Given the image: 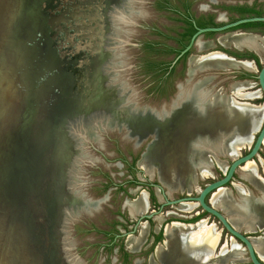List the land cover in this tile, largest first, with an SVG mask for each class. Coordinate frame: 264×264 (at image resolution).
<instances>
[{"label": "water", "instance_id": "obj_1", "mask_svg": "<svg viewBox=\"0 0 264 264\" xmlns=\"http://www.w3.org/2000/svg\"><path fill=\"white\" fill-rule=\"evenodd\" d=\"M13 1L0 0V85L9 86L12 92L11 99L0 104V162L8 163L14 176L8 204L0 210V264H68L62 249L60 217L70 195L65 185L69 141H72L69 132L73 133L75 123L86 119L99 106L93 99L100 98L104 89L103 67L108 64V59H102L106 56L103 49L106 24L113 12L112 4L118 1L27 0L20 9V20L7 35L11 19L8 9ZM249 22H264V15L245 16L218 26L196 27L176 59L195 46L201 34L219 33ZM13 34L20 35L22 40L14 42L10 37ZM25 67L23 90L19 82ZM256 77L264 95V63ZM106 128V134L118 135L134 151L151 137L141 142L127 137V129L109 124ZM263 140L264 118L248 150L233 157L221 153L231 159L224 173L206 183L196 195L168 199L165 185H156L164 198L160 209L167 204L196 203L245 247L250 264H264L252 237L233 226L226 213L212 205L207 196L226 186L242 165L253 160ZM93 146L107 157L104 149ZM31 151H35V156L27 158ZM99 158L105 162L101 155ZM157 212L141 214L136 226L141 219ZM80 219L71 221L66 232L69 240L74 234V223Z\"/></svg>", "mask_w": 264, "mask_h": 264}, {"label": "rangeland", "instance_id": "obj_2", "mask_svg": "<svg viewBox=\"0 0 264 264\" xmlns=\"http://www.w3.org/2000/svg\"><path fill=\"white\" fill-rule=\"evenodd\" d=\"M26 1L27 0H14L13 2H10L11 5L8 10L9 17L11 19L9 22L10 29L8 33H6L7 35L11 34V27L20 20V9L23 4H26ZM168 1L170 2L171 6L174 5L175 7L180 8L184 0ZM188 1L190 2L193 13H196L199 16H204L203 14H205V16L207 15L209 18L216 20L218 24L234 17L233 13L227 14V12H230L225 8L229 5L225 6L224 4H247V2H252L251 0H212L213 2H210L209 0ZM116 2L117 3H115L114 1L115 4H112L113 12L111 11L109 14L110 25L106 29L107 32L104 37L105 41L103 49L106 51V56H103L102 59H108V64L105 68L103 67L104 89H102L101 96H104V94L107 93L109 89L112 88L115 90V87L117 88L119 85L122 86L124 84L123 87H127L129 90L135 92V98L136 100L138 99L137 102L139 105L147 106L148 104H156L160 106L164 105V103H169L170 97H172V100L177 96V93L180 90V86L186 85L193 78H203L210 71V73H213L211 74L212 81L211 83L208 82L207 84H205V89L208 90L207 87H209L211 88V92H215L217 89V82L220 78L218 70H214L213 68H205L203 69L204 71L197 72V74L190 76L187 73L190 60L194 57V55H204L207 54V51L221 50V45L219 44L218 38L220 36L227 35L228 33H246L252 35H260L258 33H254L244 29L227 31L226 33L202 34L197 38L195 47H192L189 50V55L182 58L176 63L174 72L167 78H160L162 72L149 70L144 67V64L147 62V60H153L154 57L161 59L164 56L163 59L171 60L173 55L167 54V56H165L160 52L150 53L143 50V43L144 41L158 40L172 43L173 40L170 38L168 39L167 37L171 35L176 37V34L182 32L183 23L180 17L178 16V14H175L170 10H162L157 8L155 6L156 0H116ZM254 5H256L258 9L264 11V1L256 2L254 3ZM223 10H225L223 12L224 14L219 12ZM26 26H28V24ZM10 37L14 42L22 40L20 35L13 34V36L11 35ZM263 37L264 36L261 35V39L258 40V42L261 43L262 50L264 46ZM33 41L35 40H32L31 42ZM197 42L207 43L208 46L199 49ZM33 45L35 46V44H31V47H33ZM260 57V63H264V54ZM20 67L23 68L24 65L20 63ZM24 72H26V67L25 70L23 69V73L20 75L19 82V87L23 90ZM251 81L254 80L251 79ZM175 83L177 84V89L174 87ZM249 85H253V87L248 89V91H256L254 92V94L257 96L256 100H240L237 97H233V99L237 102H247L254 105L263 104L264 106V97L261 95L256 81L250 83ZM8 87L5 88L3 84L0 85V101H2L3 99L4 101L5 99H11L12 92H10V88L8 89ZM114 92L116 93V90ZM242 93H244V95H241V97L248 95V97H250L251 95L249 93L245 94L244 89L242 90ZM205 95L208 99V94ZM98 99L99 98H97L95 101L97 102ZM162 100H166L167 102H162ZM20 101L21 100H19V102ZM100 101H102V99ZM118 104L126 107V104H124V102H119ZM1 105H3V103H1ZM105 112L106 113H103L99 110H94L92 114L86 116V119L84 118L83 121L77 122L84 124V126L86 127L85 131H83V127L81 126V131H76V135H74L73 133L70 134L71 132H69L70 138L72 139V137L75 136L82 144V148L84 149L83 157L81 159L77 158V169L75 170L73 183H70L71 189L72 191L81 193L84 197H86V199H90L91 201L95 202L96 207H93V211L81 207L82 209L80 211H77L75 216L70 219L67 230H69L72 220H78V218H81L73 225L74 234L72 235V237H70L71 240L69 251H65L66 261L70 264H162L161 259H159V257H157L155 253V248L146 246L147 242H145L144 245H141L135 251L130 250L129 247H126V241L129 237L138 236L140 226L133 234H130L124 238H120V240L116 239L115 245H105L109 242L110 238L105 235L104 230H110L119 233L130 230L132 228L131 220H134L135 217L131 216L128 211L125 210V207L123 205L125 204L126 206V204L131 201L129 199L138 197L143 190L148 193L152 191L154 195L153 200H155V202L153 203L149 201L146 210L157 209V206L159 205L158 202L163 201V197L160 194L158 188H152L151 186L145 185L141 186L127 184L122 186V188L125 189V191H123L121 188H117L115 184H119L120 182L123 183L125 182V180H131L133 178L142 180L145 183L146 181L143 178L148 177L150 178L151 182H158L159 184H162L163 186L165 185L167 187L166 188L164 186L168 198H175L183 195H196L200 188H202L206 183L222 176L231 159H229L226 155L221 154L222 152L218 153L219 158H217V153H215L214 151H209L207 154V158L210 161V167L208 168V170L205 173H200L199 169H196L195 173L197 174V177L193 185L189 188L187 187L182 189H172L171 191H169V186L159 180L157 170L153 171L152 174H149L145 172L144 168L139 165V160L143 155L142 153L146 151V146L149 142H151L152 137L148 138L147 140L144 139L145 143H143L140 148L134 151L130 144L121 140L118 135L106 134L105 131H108V129H106L107 124H109L111 127L117 125H115V123L109 119L108 114H112V111L106 110ZM99 122L101 125L99 124ZM117 127V129H119V127L124 128L122 126ZM256 130L257 129H253L251 131V140L255 136ZM90 141L92 142V144L89 143ZM93 144L98 148H102V150L104 149L105 153L108 154L107 157L96 151ZM250 144L251 141L247 144L240 145L239 148L235 149V152L231 151V153L228 151L226 152V154H229L230 157L239 156L248 150ZM68 153L69 157L71 158L73 153L71 152L70 147L68 149ZM29 155L33 158L35 156V151H31V154L28 152L27 158H29ZM100 155L106 163L99 158ZM122 159H126L128 163L125 164L124 162H122ZM132 160L134 169L130 170L129 165ZM251 161L253 162V165H255L259 179L264 181V144L259 149L258 154ZM245 164L237 170L231 181L223 187L224 189L219 188L215 190L207 196V200L210 201L214 196V193L219 190L230 192L231 195L233 197H236L237 200L242 196L247 198L248 200L250 198L252 207L255 206L254 208H257L254 213L251 212V210L245 211L247 212V214L242 217L235 216L233 214L234 211L230 210L229 208L223 206L216 207L224 209L222 210L226 213L229 221L233 226H235L233 221L238 220L237 222L239 224L241 223V226L238 228H240L241 232H243L245 235L252 237V239L257 238L259 240H264V190H261L255 183L247 181L241 176L240 171L245 166ZM68 171L69 169L66 168V186L68 184ZM13 180L14 176L10 173L9 164L0 162V210L4 209L8 204L9 191L11 189ZM127 189H130L132 191V194H129ZM240 189L243 190V193L250 192V195L241 194L242 192H240ZM127 197L129 199H126ZM192 203L193 202H191V205H193ZM234 203L237 205L238 201L234 200ZM187 204L189 205V202L166 205L162 208V211L158 215L154 216L151 221L145 222L147 223L148 227L149 224L152 227H156L158 224H160V222L158 221V217L161 218V222L164 219L165 221L173 220L172 222H181L185 219L181 217L182 215H193V218L200 215L201 217L198 220L204 221V226L213 228L214 231L218 233V241L213 248L212 253L210 254V258L215 259V261H219V259L223 258V256H235L237 252H239L240 259L227 260L225 262L221 261V263L250 264V262L247 261L246 258L247 254L245 247L239 241L235 240L226 230H224L222 228V225L214 217L210 216L208 213H204V211H202L196 203H194L192 209L186 210V208H184L183 206ZM260 205L263 206L262 209H258V206ZM228 211H231L232 213ZM98 212H100L99 215L97 216V218H94ZM198 220H196L195 222H197ZM246 223H248L249 226ZM251 225H253L252 228H250ZM67 234L68 233H66V235ZM160 240V244H163L165 237L161 236ZM72 242L73 245L71 244ZM255 250L260 254L259 249L256 248Z\"/></svg>", "mask_w": 264, "mask_h": 264}, {"label": "bare ground", "instance_id": "obj_3", "mask_svg": "<svg viewBox=\"0 0 264 264\" xmlns=\"http://www.w3.org/2000/svg\"><path fill=\"white\" fill-rule=\"evenodd\" d=\"M109 25L108 18L106 29ZM218 41L226 45L234 44L237 47L262 50L261 43H258L256 37L251 35L228 33L225 36H220ZM197 45L199 49L208 46L207 43L201 42H197ZM223 53L219 51L198 56L194 55L189 62L187 73L193 76L197 72L204 71L205 68L215 70L238 65L251 66L248 61L236 62ZM210 72L203 78H193L186 85L180 86L177 96L169 103H164V105H139L138 99L135 98V92L123 87L124 84L122 83V86L115 87L116 93L111 88L104 96H101L102 101H100V98L97 100L99 103V106L96 107L97 110L94 108L95 111L99 110L103 113H106V110H111L112 114H108L109 119L115 125L127 129L129 133L127 137H135L141 142L149 135L152 137V141L148 143L146 151L139 160V165L149 174L157 170L159 180L169 186V191L192 186L197 177L195 170L199 169L200 173H205L210 167V161L207 158L209 151H214L217 154L228 151L235 152V149L239 148L240 145L251 141V131L257 129L262 121L263 104L254 105L247 102H237L233 98L229 99L223 95L218 89L214 94L209 87H207L208 90L205 89V84L212 81L211 74L213 73ZM244 85L237 84L232 87L237 96L244 95L242 93ZM205 94H208V99ZM249 94H251L250 97L253 96L252 93ZM96 99L95 97L93 100ZM2 101L4 102V99ZM2 101H0V104L3 103ZM119 102H124L126 107L118 104ZM81 126L85 131L84 124L75 123L74 135L77 134L76 131H81ZM72 139L75 142L69 141L73 154L69 158V165L67 166L69 171L66 186L71 196L69 195L66 198L64 204H67V206H63L60 217L64 255L66 250L69 251L70 240L67 238L66 231H68L67 227L70 219L75 216L77 211L82 209L81 207L92 211L94 210L93 207H96L95 202L86 199L81 193L71 189L70 183H73L75 170L77 169V158L81 159L84 155L82 144L75 136ZM240 172L245 180L255 183L258 188L264 190V181L259 179L252 161H248ZM240 192L243 195H250V192L243 193V190ZM234 200L238 201L237 205ZM210 202L214 206H223L233 210V214L238 217L247 214L245 211L251 210L254 213L257 208L252 207L250 198L248 200L242 196L237 200L236 197L225 190L214 193ZM192 204L189 202V205L183 207L190 210L194 206V203ZM126 207L132 216L144 212L148 207L146 192L143 191L136 199L127 203ZM258 207V209L263 208L262 205ZM158 221L161 222L160 217H158ZM237 221L235 220L233 223L236 227H240L241 223L239 224ZM246 224L249 226L248 223ZM147 228V223H141L138 236H131L127 239L126 243L130 250L135 251L141 246L147 234ZM217 241L218 233L213 228L204 226L202 220L192 224L175 221L165 226V240L163 244L158 246L157 255L162 260V264H166V261L168 264H222L221 261L240 259L239 252L235 256H223L219 261L210 258ZM252 242L255 249H259L260 254H258L260 257L264 259V240L255 238L252 239ZM67 263L69 264V262Z\"/></svg>", "mask_w": 264, "mask_h": 264}, {"label": "flooded vegetation", "instance_id": "obj_4", "mask_svg": "<svg viewBox=\"0 0 264 264\" xmlns=\"http://www.w3.org/2000/svg\"><path fill=\"white\" fill-rule=\"evenodd\" d=\"M251 1L252 2H247V4H243V3L224 4L225 6L229 5V6H227L225 8V9H227L230 12V13L227 12V14L233 13L234 17L228 19L227 21H223L220 24H218L216 20L209 18L207 15L205 16V14H203L204 16H199L198 14L193 13L192 12V7L190 6V2L188 0H184L182 2V6L180 8L175 7L174 5H172L173 6L172 7L168 0H163L164 5L166 7H165V9H162V10H170V11L174 12L175 14H178V16L180 17V19H181V21L183 23V29H182V32L176 34V37H174L172 35L167 37L168 39L170 38V39L173 40L172 43L171 42L170 43L169 42H165V41L163 42L161 40L154 41V42H157L158 44L165 43L166 46H168V47L173 49L170 52L167 51L168 48H167V50H162V46L161 45H158L157 49L155 51L154 50L153 51H148V50H146L144 48V43L146 42V41H144V43H143V48L144 49L143 50H145V51H148L150 53L160 52V53H163L165 56H167V54L168 55L169 54L173 55L171 60L163 59L164 56L161 59H158V58L154 57L153 60L157 63V65L151 66L152 69L150 67L149 70H153V71L156 70L155 72H162L161 73L162 75H161L160 78H167L168 76H170L174 72L176 63L179 60H181L182 58H184V57L189 55L188 52H189L190 49L186 53L180 55L176 59V57L178 56L180 51L189 42L191 36L193 35V33L196 30V27L218 26V25H222L224 23L231 22V21H234V20H236L238 18H242V17H245V16H260V15H264V11L258 9L256 7V5H254V3L261 2V1H264V0H251ZM249 3H251V4H249ZM243 6L247 7V8L248 7L249 8L252 7L254 10L260 11L261 14L260 15H255L252 12H242L241 11V7H243ZM224 11L225 10L219 11V12L224 14L223 13ZM191 28H193L194 30L190 33V31H191L190 29ZM238 29H244V30H247V31H251V32L260 34V35H257V34H253L252 35V34H246L245 33L246 35H251V36L256 37L257 41L261 39V35L264 36V25H261V24H246L245 23V24H241V25H238L236 27L230 28L228 30L221 31L219 33H226L227 31H234V30H238ZM206 33H216V32H206ZM203 34H205V33H203ZM235 34H237V33H235ZM203 41H206V40H203ZM182 43L184 44V46L181 45ZM258 43H260V42H258ZM219 44L221 45L220 49L222 50V51L221 50H219V51L222 52V53L224 52V54L227 57H229V58L234 57L232 59L234 61H236V62L248 61V62H250L251 66L250 67H246V66H243V65H238V66H231V67H224V68L217 69L218 72H219V76H220L219 81L217 82V89L220 90L221 93L223 95H225L226 97H228L229 99H232L234 96H236L240 100H242V99L256 100L257 96L254 94V92H256V91H253V90L248 91V89L253 87V85H249V84L254 82V81H256V84L258 85L256 76H257L258 69L263 64V63H260L259 57L264 54V52H263L264 51V46H263V50H255L253 48H248V47H237L234 44H227L226 45V44H223V43H220V42H219ZM193 47H195V46H193ZM212 51H217V50H212ZM212 51H207V54L212 52ZM149 61H152V59H150ZM251 79L254 80V81H251ZM237 84H245L244 87H243L245 93H252L253 96L252 97H248V96L239 97V96H237L235 94V92L232 90V87L234 85H237ZM246 84H248V85H246ZM174 87L177 89V84L176 83L174 84ZM175 94H174V96H175ZM262 96L264 97V95H262ZM122 162H124L125 164L128 163L126 159H122ZM129 169L130 170L134 169L133 160H132V162L129 165ZM143 179L146 181L145 183L142 180H137L136 178L135 179L133 178L131 180H125V182H123V183L120 182L119 184H115V186L117 188H121L123 191H125V189L122 188V186L123 185H127V184L141 185V186L145 185V186H151L152 188H158L156 186L157 184H159L158 182H151L148 177H144ZM158 190H159V192L161 194L160 188H158ZM127 191H128L129 194H132V191L130 189L129 190L127 189ZM125 194H127V193H125ZM146 194H147L148 203H149V201L154 203L155 200H153V196H154L153 192L152 191H150L149 193L146 192ZM106 195H108V194H106ZM136 198H134V199H136ZM126 199H129V198L127 197ZM134 199H129V200L133 201ZM168 199H173V198H168ZM163 201H164V198H163ZM162 202H158L159 205L157 206V209L145 210L144 212H141V213L133 215L135 218H134V220H131L132 221V228L130 230H127V231H124V232H119V233L114 232V231H110V230L109 231L104 230L105 231L104 232L105 235L110 238L109 242L106 243L105 245H107V246L115 245L116 244V242H115L116 239L120 240V238H124V237H127L130 234H133L137 230V228L140 226L139 224H141V223H143L145 221H151L154 218V216L158 215L162 211V208L164 207L163 206L160 209V205H161ZM123 205L125 207V210L128 211V213H129L128 208L125 206V204H123ZM167 205H169V204H167ZM158 210H159V212H157ZM100 212H98L97 215L94 218H97V216L99 215ZM151 212H157V213H155L152 217H150L148 219H145V218L141 219L139 221V223L137 224V226H136L137 219H138V217L141 214L151 213ZM181 217L185 218L181 222H185V223H193V222H195V221H192L193 220V215H182ZM164 221H165V219L162 222H160V224H158L156 227L155 226L152 227L149 224V227L147 228V234L145 236V239L142 241L141 245H144L145 242H147L146 246H149L151 248H156V246H158V244H160L161 236L164 237L165 226L169 222H172L173 220L165 221V222ZM98 231H100V230H98ZM126 247H128L127 244H126Z\"/></svg>", "mask_w": 264, "mask_h": 264}, {"label": "trees", "instance_id": "obj_5", "mask_svg": "<svg viewBox=\"0 0 264 264\" xmlns=\"http://www.w3.org/2000/svg\"><path fill=\"white\" fill-rule=\"evenodd\" d=\"M155 6L157 7V8H159V9H165V5H164V2H163V0H156V2H155ZM241 11L242 12H252V13H254L255 15H260L261 14V12L260 11H256V10H254L252 7L251 8H247V7H241ZM246 24H261V25H264V22H249V23H246ZM191 31H190V33L194 30L193 28H191L190 29ZM189 33V34H190ZM158 45H161L162 46V50H167V48H168V52H170V51H172L173 49L172 48H170V47H168V46H166V44L165 43H162V44H158L157 42H154V41H146L145 43H144V48L146 49V50H148V51H155L156 49H157V46ZM182 46H184V44L182 43L181 44ZM170 48V49H169ZM155 65H157V63L154 61V60H152V61H149V60H147V62L144 64V67H146L147 69H150V67L151 66H155ZM151 69H152V67H151ZM204 213H206V212H204ZM201 216L199 215V216H196V217H194L193 218V220L192 221H196V220H198L199 218H200Z\"/></svg>", "mask_w": 264, "mask_h": 264}, {"label": "crops", "instance_id": "obj_6", "mask_svg": "<svg viewBox=\"0 0 264 264\" xmlns=\"http://www.w3.org/2000/svg\"><path fill=\"white\" fill-rule=\"evenodd\" d=\"M213 52H219V51H213ZM211 53V52H210ZM222 53V52H221ZM224 54V53H223ZM250 63V62H249ZM204 88H205V86H204ZM211 89V88H210ZM217 90V89H216ZM214 92V91H213ZM214 94V93H213ZM236 97V96H235ZM259 127V126H258ZM258 129V128H257ZM198 221H200V220H198ZM197 221V222H198ZM193 223H196V222H193ZM188 224H192V223H188ZM164 237H165V231H164ZM159 246V245H158ZM158 246L156 247V251H155V253H156V255H157V248H158ZM157 257H158V255H157ZM162 261V260H161ZM166 264H168L167 263V261H166Z\"/></svg>", "mask_w": 264, "mask_h": 264}]
</instances>
